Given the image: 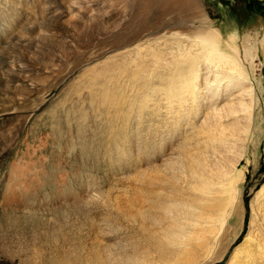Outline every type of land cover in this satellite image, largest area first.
<instances>
[{
  "label": "rangeland",
  "instance_id": "obj_1",
  "mask_svg": "<svg viewBox=\"0 0 264 264\" xmlns=\"http://www.w3.org/2000/svg\"><path fill=\"white\" fill-rule=\"evenodd\" d=\"M136 1L0 0V264H264V0H193L173 26ZM200 31L259 55L250 137L214 154L242 172L222 226L196 162L224 92L201 75L191 103L168 75L170 35Z\"/></svg>",
  "mask_w": 264,
  "mask_h": 264
},
{
  "label": "bare ground",
  "instance_id": "obj_2",
  "mask_svg": "<svg viewBox=\"0 0 264 264\" xmlns=\"http://www.w3.org/2000/svg\"><path fill=\"white\" fill-rule=\"evenodd\" d=\"M148 3L153 4L152 8L155 9L154 15H156V16L158 15L159 19H162L165 16L171 14L173 17L169 21V23H172L171 26L181 25L182 19L189 18L191 16L190 10L193 8L195 9V7H196L194 4L195 2L193 0H137L134 6L139 9V6H141V5L145 6L146 5L147 9H150L149 8L150 6L148 5ZM194 9H193V11H194ZM183 13H185L186 16L185 15H184V17L178 16L179 14L183 15ZM187 14H189V15H187ZM192 14H194V13H192ZM186 20H188V19H186ZM169 23L165 22V25L170 26ZM193 32H195V31H193ZM136 36L137 35H134L133 37H136ZM170 37H171V41L174 42L175 47H176V51H175L174 56H172V59L174 61V65L176 64L178 69L176 68L177 70H175V71H170L171 69H169L168 75L171 74V76H173L171 78L176 79V80L175 79H173V80L177 81L178 83L182 84L183 87H185L182 90V92L184 93V95H187L191 99V103H192V101H194L195 97L200 94V87L198 85V82H199V78L201 77V75L204 76V81L206 80V85L208 86L207 89L210 87V90H212L214 92H218L220 90H222V92H224L223 94L220 95V93H219V95H218V97H221L225 101L224 105L222 106V104H221V106H222L221 108H217V106L213 107L211 109L212 111L210 110L211 112L207 111L209 114L207 115L208 117L204 120V122H205L204 124H209L208 123L209 120H212V121L214 120V124H212L210 126L213 128L211 130L206 131V134L208 136L206 138H208L209 142L212 144L211 145L212 150L210 152H207L206 154L208 156L207 158L212 160V164L210 167H208L209 166L208 160H207L208 162H205L204 159L203 160H197L199 158L198 156H197L198 157L197 159L195 158L197 160V162L195 161L196 166H197V168H199V171L202 173V175H200V181H199V186L201 187V189L203 191L204 190L213 191V190H215L214 187H217L216 190L218 188H220V189L222 188L221 194H223L224 199L226 197V202H225L224 206H221L225 209L222 211L221 214H219V216L217 218V220H219V222L222 226L223 223L226 221V217L229 214L227 212L226 208L231 206V204L233 203L232 200L234 199V190L236 188L235 184H236V182L241 181V173L242 172H241V170L237 171L236 168H234V167H231L229 169H227L228 167L226 169L222 168L223 166L219 167L216 163V160H214L215 159L214 154L219 149L221 151L223 150L226 152L227 149L230 148V146H231L230 144L232 142H236L238 140L240 142L243 139L242 137H244L246 139H248L250 137V134L252 132L251 128H253V127H251V125H253L252 112H253V105H254V98H255V97H253L254 91L252 90L253 88L251 85V78L254 77L253 76V73L255 70L254 69V62L256 60H258V58H257L259 56L258 55V49L254 45L246 43L248 45L242 46V50H241L236 46L237 45L235 43L236 37L232 36L227 41L226 49L224 50V48L221 45L220 37L218 36L216 31H212V32L208 31L205 33H202V31H200V33H195L192 35L190 34V36L184 35V37H185L184 39L182 38V35L180 33L175 32V33H172L170 35ZM118 38H120V37H118ZM129 41H131V40H128V41L125 40V42H124L121 39V43H124V44H127ZM169 41H170V39H169ZM118 44H119V42H118ZM164 44H165V40H164ZM174 44H173V46H174ZM169 45L171 46V43ZM167 46L168 45H166V49L168 47H170V46H168V47ZM157 47H160V46H157ZM163 47L165 48V46H163ZM262 47H263L262 48V56L264 57V41L262 42ZM152 48H150V49H152ZM194 48H196V52L194 51ZM154 50L155 49H153V51L152 50L151 51L153 53L154 52L158 53ZM156 50H158V49H156ZM162 51H163L162 53H164V49ZM155 53L152 56H149L151 58V60H152V58H155V59H157V61H160V62H161V60H164L166 55L161 54V52L158 54H155ZM136 54L137 53H135L134 55H136ZM157 61H155V63ZM173 61L171 62L172 65H173ZM171 63H169V64H171ZM165 64H167V63L165 62ZM182 64H184V66ZM154 66H155V64H154ZM164 66L165 65H163V67ZM167 66H168V64H167ZM160 67H161V64H160ZM165 68H164V70H165ZM150 71H151V69H150ZM154 75H155V73H154ZM156 75H157V73H156ZM164 75H166V73ZM168 75H167V77H168ZM157 77H154V78H157ZM160 78H162V77L160 76ZM166 78L162 81L163 82L167 81ZM159 80H161V79H159ZM255 82L257 83V85L259 84V86L262 84L261 79H259V80L256 79ZM168 83L171 84L169 81H168ZM149 89H151V88H149ZM171 89H172V87H171ZM234 90L237 92V96L239 99L233 98V91ZM243 97H248L249 100L245 101L243 99ZM173 98H176V95H174ZM214 98H216V96ZM177 100H179V99H177ZM209 101L210 100L208 99V102H206V103H209ZM185 102H186V100H185ZM215 104H214V106H215ZM239 113L243 114L242 115L243 119H244L243 124H241V122H239V118H241L240 116H238ZM224 119L226 120V124L223 121H221ZM237 144H238V142H237ZM233 146H235V145H233ZM232 148L233 147L231 146L230 149H232ZM208 153H210V154H208ZM216 153H217L216 155H218L219 152H216ZM222 154L224 155L223 152H222ZM215 157L217 158V156H215ZM200 158H202V157H200ZM191 160H192V157H191ZM220 161L221 160H219L218 162H220ZM212 172H214V173H212ZM211 174L213 176H211ZM195 190L198 191L199 190L198 187H196ZM212 205H210V206H212ZM207 207H209V206H207ZM243 254H244V252H243Z\"/></svg>",
  "mask_w": 264,
  "mask_h": 264
}]
</instances>
